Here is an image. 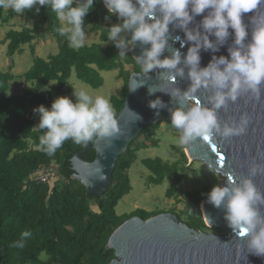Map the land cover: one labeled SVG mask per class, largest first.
Here are the masks:
<instances>
[{"label": "trees", "instance_id": "trees-1", "mask_svg": "<svg viewBox=\"0 0 264 264\" xmlns=\"http://www.w3.org/2000/svg\"><path fill=\"white\" fill-rule=\"evenodd\" d=\"M72 6L78 5L73 3ZM35 7L20 14L32 28L23 26L20 31L5 33L7 58L20 55L24 45L30 46L33 58L30 68L22 76L23 83L31 86L11 98L7 97L11 68L6 73L0 72V264H109L114 253L106 244L114 230L132 217L145 221L158 215L147 216L142 211H135L119 217L115 207L130 190L126 171L135 161V152L157 146L152 131L160 122L144 127L136 141L117 158L111 183L100 196L87 194L79 182L71 179L70 169V160L85 147L68 140L53 156H47L39 145L43 131L36 128L34 109L51 108L53 100L68 90L71 69L79 81L94 89L101 85L98 72L118 71L124 87L119 98H110L117 116L127 94L129 74L123 68L131 67L132 73L139 74L140 67L128 52L126 56H120L114 42L108 43L105 20L115 22L118 17L109 15L101 0H94L92 10L85 16L84 31L98 34L99 42L106 44L104 47L91 44L79 49L70 48L66 37L55 31L60 26L55 13L40 7L37 14ZM16 15L12 10L0 9V24H7ZM42 31L50 34L57 46V54L46 60L35 57L31 46ZM180 155L186 162L182 151ZM79 157L91 163L94 152L88 150ZM141 164L154 175V185L164 178L170 179L167 199L177 194L183 180L178 175L177 163L168 165L155 159L143 160ZM42 169L52 170V181L49 184L30 182L29 177ZM209 192L210 189L187 194L186 204L180 211V217L185 221L175 216L178 222L196 232L211 231L198 209ZM25 230L32 235L26 239L24 247H11Z\"/></svg>", "mask_w": 264, "mask_h": 264}, {"label": "clouds", "instance_id": "clouds-1", "mask_svg": "<svg viewBox=\"0 0 264 264\" xmlns=\"http://www.w3.org/2000/svg\"><path fill=\"white\" fill-rule=\"evenodd\" d=\"M93 3L94 0H85L73 7V0H0V9L17 14L37 5L51 9L60 22L55 31L66 37L70 48L79 49L86 40L84 18L92 10ZM103 4L109 15L116 14L122 21L107 30L108 40L114 42L118 55L126 56L135 42L150 45L135 58L140 67L138 76L148 77L160 70L158 79L169 84H175L177 78L184 79L185 75L190 81L186 91L179 88L163 91L176 104L174 109L168 110L170 125L179 133V145H188L197 138L211 144L216 137L229 139L246 133L250 123L247 115H241L238 122L233 120L221 125L217 113L229 102H235L241 90L251 91L259 97L264 84V24L253 28L250 42L245 43L249 33L242 22V14L253 12L264 4V0H103ZM40 7H35L37 14ZM205 12L207 14L200 23L190 28L196 16ZM169 25L182 31L184 38L172 36ZM229 29L234 32V40L228 47V57L213 55L209 64L201 68V50L218 52L230 36ZM169 40L173 44L179 42L181 48L189 43L191 46L187 48L186 55H182L179 49L169 44ZM166 50L170 55L161 59ZM144 84V80L137 81V87L129 91L135 92ZM201 90L209 93L206 97L209 106H204L198 99L197 94ZM158 91L162 90L157 86L148 88L149 95ZM73 95L75 103L68 97H59L50 109L44 106L34 109L39 114L37 127L43 131L39 145L47 156H53L68 140L87 147L96 138H112L118 133L115 109L108 99L91 96L83 89L74 90ZM148 107L156 110L154 114L159 116L160 110L167 105L157 98L149 101ZM135 115L137 120L141 119ZM212 151L216 152L215 144H212ZM207 168L216 176L221 173L223 163L218 169L211 164ZM258 174H264V164L254 162L249 176ZM99 178L102 180L104 177L101 175ZM205 202L225 211L224 219L235 236L249 237V252L264 256V216L258 208L264 204V194L251 178L237 182L228 175L226 185L214 186ZM31 235L30 231H23L11 247L23 248Z\"/></svg>", "mask_w": 264, "mask_h": 264}, {"label": "water", "instance_id": "water-1", "mask_svg": "<svg viewBox=\"0 0 264 264\" xmlns=\"http://www.w3.org/2000/svg\"><path fill=\"white\" fill-rule=\"evenodd\" d=\"M83 2L85 0H73L76 5ZM103 7L106 9L104 5ZM206 14L205 12L196 16L189 27H196ZM242 22L247 26L249 33L245 41L247 43L251 40L252 29L264 24V4L259 5L253 12L242 14ZM169 29L172 36L179 35L184 38V33L179 29H174L172 25H169ZM229 32L226 44L218 52L201 50V68L209 64L213 55L217 58L228 57V47L232 46L234 40L233 30L229 29ZM210 39L214 40V37ZM169 44L179 49L182 55H186L187 48L191 46L189 43L181 48L179 42L173 44L171 40ZM148 47L150 45L135 42L130 49V56L135 61L144 48ZM169 55L170 52L166 50L161 59ZM159 71L149 74L148 77L138 76V73L130 74L124 105L116 116L118 133L112 138H96L92 146L85 147L70 160L71 179L79 182L87 194L100 196L109 187L117 158L125 153L130 143L136 141L144 127L170 119L168 109H174L176 104L172 102L170 95L163 91H171L173 88L186 91L190 86L186 75L184 79L177 78L175 84H169L166 80L158 79ZM136 80H144L145 84L135 92H130V88L137 87ZM152 86H157L162 91L149 95L148 88ZM208 94L203 90L197 94L204 106H209L206 100ZM157 98L167 105L160 110L159 116L154 114L156 110L148 107L149 101ZM135 114L141 119L137 120ZM217 115L221 125L233 120L238 122L241 115H247L250 123L246 133L229 139L216 137L211 144L197 138L188 144L186 155L191 162L198 161L206 166L211 164L214 169H218L222 162L220 175L225 181L220 187L226 185L228 175L237 182L251 178L257 189L264 194V174L249 176V169L254 162L264 164V84L261 85L258 98L257 94L251 91L241 90L238 99L229 102L226 108L218 110ZM212 144L216 146L215 153L211 151ZM88 150L94 152L91 163H86L79 157ZM220 157H223V161ZM101 175L104 177L102 180L99 178ZM201 203L203 211L199 207L198 209L205 226L219 229L222 235L191 230L170 214H159L145 221L132 217L115 229L107 240V248L114 253V259L109 264H264V256L249 252V237L238 238L227 226L223 209H217L205 201ZM258 208L264 216V204L258 205Z\"/></svg>", "mask_w": 264, "mask_h": 264}, {"label": "rangeland", "instance_id": "rangeland-1", "mask_svg": "<svg viewBox=\"0 0 264 264\" xmlns=\"http://www.w3.org/2000/svg\"><path fill=\"white\" fill-rule=\"evenodd\" d=\"M101 2L102 5H104L103 0H101ZM105 22L107 24V29H110L113 25L122 23L119 19L115 22L107 19ZM23 26L32 28V24L26 23L20 14H17L7 24H0V72L6 73L9 68H11L9 73L12 76V80L8 83V98L20 94L24 88L31 86L29 83L25 85L22 80V76L30 68L33 58L30 46H22V53L20 55L15 54L11 58H7L5 55V33L9 30L20 31ZM85 33L86 40L84 46L99 44L104 47L106 45L99 42L98 34H90L88 30H86ZM40 34L41 35L32 42L31 46L34 48L35 57L46 60L49 56L57 54V46L55 40L50 34L44 31ZM128 38L130 39V34H128ZM110 42L112 41L108 40V43ZM131 47L132 46L127 50L129 54ZM123 70L129 75L132 74L131 67H124ZM98 76L101 85L94 89L79 81L76 78L74 69H71L70 76L67 80L68 90L59 97H68L75 103L76 98L73 95L74 90L78 91L83 89L91 96H103L109 101L111 97L119 98L124 84L122 79L118 78V71L98 72ZM50 86H55V83H50ZM44 107L50 109L48 106ZM34 119L36 122V128H38L39 114L36 112ZM178 136V131L171 127L170 121H162L158 128L152 131V139L156 141L157 146L135 152V161L126 171L130 190L118 201L115 207V213L117 216H128L135 211H142L147 216L170 214L180 217V211L186 204L187 194L202 193L209 189L211 191L214 186H220V184L225 181L220 174L214 176L210 173L207 166L201 162H191L186 155V149L189 145H179L177 142ZM181 151L186 162L181 158ZM155 159H159L168 165L177 163L178 175L183 177L182 182L178 186L177 194L170 199H167L165 196L170 187V179L164 178L160 184L154 185V175L141 164L143 160ZM180 220L182 222L185 221L183 217H180ZM208 229H211V231H203L202 233L222 235V232L217 228Z\"/></svg>", "mask_w": 264, "mask_h": 264}, {"label": "built area", "instance_id": "built-area-1", "mask_svg": "<svg viewBox=\"0 0 264 264\" xmlns=\"http://www.w3.org/2000/svg\"><path fill=\"white\" fill-rule=\"evenodd\" d=\"M53 178V173L51 169H42L29 177V181L39 184H49Z\"/></svg>", "mask_w": 264, "mask_h": 264}, {"label": "bare ground", "instance_id": "bare-ground-1", "mask_svg": "<svg viewBox=\"0 0 264 264\" xmlns=\"http://www.w3.org/2000/svg\"><path fill=\"white\" fill-rule=\"evenodd\" d=\"M199 208L201 209V211H203V203H201V205L199 206Z\"/></svg>", "mask_w": 264, "mask_h": 264}, {"label": "snow or ice", "instance_id": "snow-or-ice-1", "mask_svg": "<svg viewBox=\"0 0 264 264\" xmlns=\"http://www.w3.org/2000/svg\"><path fill=\"white\" fill-rule=\"evenodd\" d=\"M211 151H212V148H211ZM216 151H217V149H216ZM212 152H213V151H212ZM222 158H223V157H220L221 160H222ZM241 235H243V233H241Z\"/></svg>", "mask_w": 264, "mask_h": 264}]
</instances>
